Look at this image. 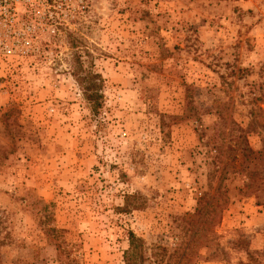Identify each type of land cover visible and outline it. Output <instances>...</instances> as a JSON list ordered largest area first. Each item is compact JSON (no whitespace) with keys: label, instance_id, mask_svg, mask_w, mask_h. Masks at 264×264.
<instances>
[{"label":"rangeland","instance_id":"obj_1","mask_svg":"<svg viewBox=\"0 0 264 264\" xmlns=\"http://www.w3.org/2000/svg\"><path fill=\"white\" fill-rule=\"evenodd\" d=\"M29 11L0 35V264H126L131 231L143 264H264V0Z\"/></svg>","mask_w":264,"mask_h":264},{"label":"trees","instance_id":"obj_2","mask_svg":"<svg viewBox=\"0 0 264 264\" xmlns=\"http://www.w3.org/2000/svg\"><path fill=\"white\" fill-rule=\"evenodd\" d=\"M77 81L82 85L85 99L90 103L91 109L97 113L102 106V76L94 71L86 70L79 65L75 72ZM130 248L125 252L126 264H143L145 255L143 242L134 232H130Z\"/></svg>","mask_w":264,"mask_h":264},{"label":"built area","instance_id":"obj_3","mask_svg":"<svg viewBox=\"0 0 264 264\" xmlns=\"http://www.w3.org/2000/svg\"><path fill=\"white\" fill-rule=\"evenodd\" d=\"M31 0H0V35L8 33L15 20L30 17Z\"/></svg>","mask_w":264,"mask_h":264}]
</instances>
